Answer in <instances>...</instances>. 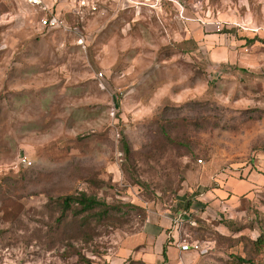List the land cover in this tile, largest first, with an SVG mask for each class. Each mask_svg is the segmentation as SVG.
<instances>
[{
    "label": "rangeland",
    "instance_id": "obj_1",
    "mask_svg": "<svg viewBox=\"0 0 264 264\" xmlns=\"http://www.w3.org/2000/svg\"><path fill=\"white\" fill-rule=\"evenodd\" d=\"M183 1L158 18L147 0H44L62 25L42 28L43 12L0 0V264H145L132 238L148 214L182 209L220 173L264 175V35L223 28L201 44ZM81 191L107 213L62 212ZM248 202L230 219L191 213L184 232L213 247L203 264H264L250 248L264 188Z\"/></svg>",
    "mask_w": 264,
    "mask_h": 264
},
{
    "label": "crops",
    "instance_id": "obj_2",
    "mask_svg": "<svg viewBox=\"0 0 264 264\" xmlns=\"http://www.w3.org/2000/svg\"><path fill=\"white\" fill-rule=\"evenodd\" d=\"M147 1L154 4L153 0ZM167 1L172 0H160L150 6L158 18L167 12L165 9L169 10ZM174 3L178 6V12H182L177 17L187 31L186 37L199 41L201 44L210 42L213 45L214 41L219 39L218 32H215L212 26L214 22H221L223 28L229 30V34L226 35L229 40H236L235 32L242 33L245 37L243 40H253L252 42L256 36L264 35V0H184L182 4ZM130 6L132 7L133 4L128 0H120L118 3L119 8ZM263 188L264 175L253 169L248 172L246 179L220 173L210 187L204 188L195 200H191L189 212L209 221L221 216L222 206H227L230 213L236 207L248 204L249 199ZM180 202L182 203V200ZM181 207L173 209L172 212L167 209L147 215L141 231L132 238L133 246L140 245L134 253L138 259L145 264H203L205 262L206 255L203 257L195 252H182L179 248L178 240L188 234L184 232V228L180 231L176 230L171 218L174 213L182 211L179 209ZM164 247L165 258L162 257Z\"/></svg>",
    "mask_w": 264,
    "mask_h": 264
},
{
    "label": "built area",
    "instance_id": "obj_3",
    "mask_svg": "<svg viewBox=\"0 0 264 264\" xmlns=\"http://www.w3.org/2000/svg\"><path fill=\"white\" fill-rule=\"evenodd\" d=\"M131 1V0H128ZM160 0H153L154 4L158 3ZM26 2L33 8L38 9V11L43 12L45 15L39 20V25L42 28H55L62 25L61 18L57 9H53L48 6L44 0H26ZM179 5V4H178ZM95 9L94 5L91 6ZM181 11L179 14L181 15ZM215 32H221L223 29V24L221 22H214L212 24ZM21 163L29 165L30 161L26 156H22L20 159ZM221 212L225 214V217L231 218L229 209L227 206H222ZM171 222L176 230H182L184 224H189V226L196 225L195 220L189 217L187 212H176L171 218ZM179 248L182 252H195L200 255H207L209 251L213 248L210 241L191 239L188 236H184L178 240Z\"/></svg>",
    "mask_w": 264,
    "mask_h": 264
},
{
    "label": "trees",
    "instance_id": "obj_4",
    "mask_svg": "<svg viewBox=\"0 0 264 264\" xmlns=\"http://www.w3.org/2000/svg\"><path fill=\"white\" fill-rule=\"evenodd\" d=\"M253 40H247V42H252ZM121 141H122V150L128 154L129 148L127 141L123 133L121 132ZM61 211L64 213L72 212L74 215H80L83 220H88L93 217H100V214L103 215L107 213L108 206L105 202L100 201L93 195H87L85 192L81 191L75 194H68L60 197ZM190 201L188 200L186 205L182 208L183 212H187L189 217H192L191 212H189ZM99 210L96 211L95 209ZM193 219V217L191 218ZM224 219V218H222ZM195 220V219H194ZM187 224V223H186ZM189 225V224H188ZM250 248L255 254L264 255V227L260 229V232L254 240L250 242ZM162 257L165 258V247L162 251ZM250 264V260H246L242 257H232L228 259V262L225 264Z\"/></svg>",
    "mask_w": 264,
    "mask_h": 264
}]
</instances>
